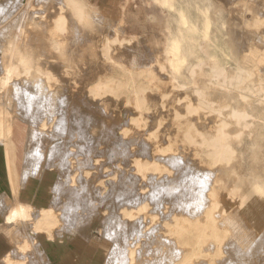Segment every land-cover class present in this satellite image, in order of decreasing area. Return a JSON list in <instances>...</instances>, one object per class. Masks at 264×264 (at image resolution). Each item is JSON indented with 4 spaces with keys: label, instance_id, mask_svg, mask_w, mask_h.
I'll return each instance as SVG.
<instances>
[{
    "label": "rangeland",
    "instance_id": "374dc122",
    "mask_svg": "<svg viewBox=\"0 0 264 264\" xmlns=\"http://www.w3.org/2000/svg\"><path fill=\"white\" fill-rule=\"evenodd\" d=\"M39 1L40 2L42 1L43 4L46 3V5L43 7V10L47 11L46 15H49L50 12L55 11L56 9L55 3L57 2V0H47V2H45V0H39ZM92 1L97 5L99 10L101 11L103 24L109 26V29L106 28L104 36L106 37L112 36L114 34V29H118V28H120L119 31L120 35L137 36L136 42H134V44L127 46L125 48V51L122 53H116V52L113 53L114 54L113 57L119 62V64H121L122 66L128 69H131L134 75L137 76L139 74H145V76L142 78L143 82L146 84V92L143 94V96L147 99L146 101L149 104L148 105L149 110L145 112L144 120L142 121L141 126L137 127V130H140L141 132V136H140L141 138H135V140L131 138V140L133 141L132 142L131 140H128L130 139L129 136H127V138L125 136H121L122 135L121 130L123 128L129 129L126 128L128 127L126 124L129 125L128 118L132 116L131 114H134L133 112L136 113V111L133 110L132 100L130 99L133 97V94H130V92H126L120 97L112 98V99L110 96L108 97L107 95L93 99L89 94L91 87H93L101 79L102 80L109 78L124 79L122 78L124 72L119 68V66L104 61L101 57H99L96 54L97 51L95 49L91 51L89 49V46H91V44L88 43V41L86 42V46L84 42V46L81 47L82 54H79L78 56L77 55L74 56L76 60H72L71 62L68 61L61 62L57 60L56 58H54L56 57V55L54 56L53 52L51 53L50 51L47 52L45 50V52L43 53L44 45L43 44L40 45L39 43H36V46L33 47L34 52L31 51L30 54H28L27 56H22L23 57V62H22L23 66L21 69L22 76L24 78H28L26 68L29 66H34L41 73L45 74L47 72L44 69L45 65L53 63L54 66L52 70L53 72L51 71L50 73L55 75L54 79L57 80V82H55L54 85L55 88H53V90L55 89L59 90L57 89V87L62 84L63 87L65 88L68 87L69 89L68 91L70 92L71 95H73V98L78 102V103L76 102V104H78L77 107H79V110H77V114L79 115L80 119H81V115L83 114L82 120L85 121L84 126L86 127V129L84 130H86V132L89 134V136L86 134V136L89 138L87 139V137L85 136L86 138L84 139L86 140V143L85 141H83V143L85 145H88L87 141H89V139L90 141L93 142L92 144V142L89 141L90 143L88 146L92 148L91 156L94 157L93 158L94 162L95 160L100 162L97 165L99 166L98 169L93 167L94 169L92 170L93 178H91L92 182L90 179L88 190L79 189L77 193L78 195L76 194L65 195V193H62L64 191L63 187L58 185L57 186L53 185L52 187H49V185L52 182H56L58 180L57 177L60 167L59 160L64 149H68V146L66 145L67 139L65 138L63 143L62 141H59L57 137H54L53 139L44 138L46 134L47 136L49 135V132L47 133L42 132L40 135H38V137L34 139L32 133H34L35 131H32L31 133L29 123L20 117L21 108L19 107V103L17 105L14 100L11 101L8 100L9 102L6 105V103L4 104L2 103V98H0L1 100L0 119L1 118L9 119V117L11 118V116H15L12 114L13 111H15L17 112L16 113L17 116H15V118L21 119L29 125V135H28L26 155L29 152L34 153L35 157L33 160H35L38 154L42 156L43 155L42 152H44L46 148H49L50 145L54 144L53 142H55L54 146L56 145V142L57 144L61 145L59 146V148H61V151L60 152L55 151L53 155H51V158H49V163H47L48 165L47 167L49 168V171H53V172L56 171L57 174L52 173L51 175H49L48 176L49 178L46 179L45 183L44 182L37 183V190H36L37 195L35 202H53L56 206V209H62L63 206L66 207L67 217L62 218V224L63 225L70 224L72 226L75 235L79 234L80 232H84L83 240L82 239L74 240L73 245H76L75 242H77V246H80L81 249L84 248L85 250L87 247L88 249H95L97 251H100L97 255L94 253V255H96L98 258L99 264L104 262V260L106 263L107 262L110 263L109 261L110 256L107 254L110 245L116 246L120 242V244L123 243V245L126 247L125 245L126 243L123 242L122 241L123 239L121 240V238L124 236V233L127 230L128 231L132 230L129 227L127 228L124 225H122L120 220L115 216V214L118 216V213L120 212V209L122 207L129 208L130 206L137 204L135 200L133 201L130 200V198L133 197L134 195L133 184H131L129 181L130 178L132 177L130 172V167L128 165V163H130V156H131L130 153L132 154L133 152L137 151V149L141 150L143 148L141 151L139 150V152L146 155L149 152V149H151V144H149L150 146L148 145L149 149L145 151L144 149H146L148 146L143 141L147 142V139L149 140V138L151 137L150 140H153L154 142L156 141L158 145V146L155 145V148L157 150H154L152 154L154 155L160 154L162 156L167 155L166 157H168V154L166 153H169V156L170 155L171 156L180 155L182 157L184 156L181 160V163L179 162L180 164L175 163V165L177 164L176 166L174 165V162L172 160H170L168 163L167 159L166 160L161 159L163 161L161 163L162 164L161 166L164 167L165 170L164 172L159 173V176L157 177L160 180V181L158 180V182H160L158 186L159 190L162 191L164 190V187L166 188V186L169 185L173 186L172 185L173 181L175 182L173 183L175 185L173 187L176 188L177 187L176 183L178 179L177 173L179 172V170L181 171V169H183L184 172L185 169L186 170L191 169V171H189L186 174L188 180L191 178L189 182L195 179L197 180V178L199 177L201 178L203 176L202 175L203 173L199 175L201 171L200 172L199 170L197 171V167L194 166L193 163H191V160L195 163H200L202 166L205 167L211 166L210 160L208 158V149L201 142L204 137L209 136V131H210L209 127L212 124H215L216 121L220 119L225 120L228 123L226 130L228 129L227 131L230 132L228 134V140L231 143L232 147L235 149L236 156L233 162L229 166L227 165L219 166V168L226 167L225 168L226 171L222 170L221 172L220 171L215 172V174L209 176L208 178H206L207 176H205L204 174L205 177L201 178V180L203 179V181L198 179L197 180L198 182H196V180L194 181L195 184L193 182L189 183L190 186L193 185L197 186L198 184L196 185V183L206 182V184H208L209 181L211 180L212 183H209L210 185L208 184L207 187H209L213 192H215L213 201L208 202V200L207 201L205 200V202H194L195 200L193 201L191 199L192 202H190L189 200L190 198H189L188 199L189 202L188 200H185V202H183V198L181 199L180 197L181 195H178L179 200L178 198L174 199V197H172L171 199L167 197L165 199L164 197L163 202H161L164 204L160 206V208H162V209L159 208L160 210L158 208L155 209V207L150 205L149 210H151L150 212L151 214L149 213L147 215L148 216L147 224L149 225L148 227L152 228L153 226L154 227L159 226L162 229V231L161 230L159 231L158 233L159 236L157 238L154 237L148 238L149 246L147 247L144 246L145 248L143 247L144 249L141 250L142 251L141 253H143V257L141 259H146L145 257L151 258L152 260H154L153 263L157 264L159 263L158 260L162 259L163 256L164 259L160 261L162 263L164 260L165 262L163 264H167L168 258L166 260L165 257L166 255L167 257L168 256L171 257L173 255L172 256L173 259H176L178 256V251L176 252V250H187V251H192L194 253L197 252V254L193 256L191 264H195V263L199 264V262L200 264H205V263L227 264L228 260L233 258L232 253L235 249H237L239 245V260L236 263L233 262L232 264H264V228H263L264 227V124H261L258 121H256L254 123H250L252 124L250 127L244 126V124L239 126V124H237L234 118L232 117L233 111L239 110V106H240L239 99L234 92H230V91H223V96L225 97L226 100L225 104L227 102L229 103H227L226 106L222 108L221 111L224 115L221 116L220 119L214 118L213 114L206 115L204 114V111H201L199 115L198 113H190L188 112L187 109L188 103L191 102L192 100H193L192 103L195 104L197 103L198 96L195 91L196 89L199 88L210 91L211 88L208 86V83L211 75V70L209 66L211 62L216 61L218 64L222 66H230V68L236 67L238 56L235 55L233 51L237 43H239V41H242V39L244 38H245L244 41H246V39L247 40L251 39L250 44L252 46H255L264 51V37L259 38L257 35L253 34L252 32L250 33V29L247 30L241 27L243 22L242 17H244L246 21H248L249 23L252 22L253 18L256 17L259 18L262 17V20L264 21V12L262 11L261 7L256 5L257 1L259 3L261 1L260 0H256V2H253L252 0H248V2H244V0H208V1L205 0V2L204 0L201 1L92 0ZM19 2L20 0H0V23L5 22L3 26L2 24H0V63H2L1 60H3V58L6 56L5 52L7 51L6 49L8 48V46H6L7 37L11 35V33L17 31L19 27V16L15 14V10L18 8ZM116 2L119 4L118 11L113 10L115 8ZM244 4H247L248 9L245 8L246 6H244ZM152 13L156 14L160 19L166 18L169 22L170 29L166 30L165 24L162 22L154 23L152 19L153 17L150 16ZM183 18L185 20H183ZM22 27L25 28V25H22ZM262 31L264 32V26L262 27ZM171 38L172 40L170 42ZM95 40L99 45L101 42L100 38L98 37ZM174 42L180 43L181 49L177 53L174 52L175 49ZM37 48L38 49L40 48L42 51L40 49L38 50ZM35 49H37V52ZM154 57L156 58L154 59ZM160 61H162L168 66L167 73L160 71L158 69ZM172 64L181 68L180 74H178L179 79L181 82H183V84L186 87L184 86V88L177 90L170 86L169 80H170L171 72H173ZM191 65L196 67L195 74L189 72V67ZM198 65L200 66V68L197 67ZM30 71H32L31 79L35 80L38 74L35 72V70H30ZM57 75L60 78L56 77ZM216 96H218V94L213 95V97L215 98ZM56 97L53 96L52 99H55ZM87 97L90 99H88ZM51 110L53 111L52 108ZM51 110L50 107L48 106L47 112L44 113V111H42L43 116H41V118H38L39 121L37 120V124L40 123L42 117H45L46 113H48L49 116ZM173 112L182 115L180 116L179 119H174L172 117ZM253 113L256 115H261L264 118V106H255L253 109ZM91 117L94 119H92ZM213 118L215 121L213 120ZM43 119L45 120L47 119V117ZM175 121L181 124L177 125ZM122 124L123 125L125 124V126H123ZM39 128L40 127H38L37 129ZM185 130H189L192 134L190 136H187L186 134H184ZM128 131L129 133L135 132L133 129H129ZM118 135L120 137H118ZM240 135H241V139L243 140L241 143L239 142ZM163 138H166L168 142L170 141L169 143H171L168 146L170 149L169 151L165 150L167 148V145L164 146L162 145L161 140H163ZM189 138H191L192 142L189 140ZM105 139H107L106 140L107 142L105 141ZM115 139L117 140V142L115 141ZM80 140L82 141V139ZM127 140L129 143H126ZM141 140L142 142H140ZM157 140H159V142ZM111 141L113 143H111ZM114 141L116 142V145L114 144L115 143ZM135 141L136 144L138 143L137 145H134ZM118 142H120L119 143L120 144L119 146H121L120 150H119V146L117 147ZM121 142L122 144L124 142V144H128L129 146L133 144L134 146L132 145L129 147L126 145L127 146L126 148H128L127 151L126 148H124L125 146H122ZM106 143H107V147L109 146L108 148H106ZM35 145L37 148H34ZM114 147H117V150L115 149L116 152L113 151ZM122 148L125 150H123ZM159 148H161V150H159ZM107 149L111 150L109 151L110 154ZM121 150L122 152L124 151L123 153H125L126 151L127 154L126 153L123 154ZM120 153L122 154L120 155ZM188 153L191 155L188 156L189 155ZM186 154L187 156L185 157ZM100 155L101 157H99ZM112 155L115 157L112 158L111 157ZM32 156L33 154L31 155V157ZM116 156L119 158H117ZM77 159H81L80 164L83 166L80 167L79 165L77 167L76 164L73 163L74 161H76L73 158L71 160V163L68 164V168L69 171L72 172V176L80 177L82 172L85 174L87 170L86 154H81V156H79ZM122 160L123 163L124 161L127 163V164L124 163L125 165L121 163L124 166V168L121 164L118 163L120 161L122 162ZM171 161L173 163H171ZM93 164L95 165V163ZM125 166H127V168ZM188 166L190 167L193 166V167L190 168ZM184 167L186 168L184 169ZM99 169L102 175L101 173H99L100 172ZM166 169H169V171H166ZM109 171L111 172V176L109 175L110 174ZM113 172L115 173L114 176H112V174H114ZM103 173H104V177L107 173L109 176L107 175L105 178H102ZM121 173L122 174L124 173L125 175L123 174L124 176H122L120 175ZM191 174H193V176L195 175L194 178L192 177ZM117 176L118 178L121 176V179H123V177L125 178L127 177L126 179L124 178V184L115 182L117 180ZM127 179L129 183L128 181L126 182ZM184 181H185V185L189 186L187 180ZM145 182L148 181L146 180ZM227 182H229V184ZM248 182L249 183L252 182L253 184H256V186L258 187L261 185L262 187V193L260 195V198H258L259 202L257 200V203L253 208V213L255 214V216L250 220L251 222L255 223L258 226V228H256V232H258L260 229L262 232L261 231L260 233L255 232L254 234L255 239L253 240L252 238H250L246 243L240 244V242L236 239L235 241L237 242V244H235L232 240L233 232H231L232 231L231 228L227 229L226 226L228 225H226L218 229L217 233L220 237L215 238L214 236L215 233L210 227V223L206 218L207 214L204 213L205 211L210 210V206H208V203L210 204L211 202L213 203L217 202L218 204L217 209H215L216 214L219 216L217 217L216 223L225 220V218L229 217L231 213H234L235 217L239 215L238 216L239 221L244 220L245 217L242 212L250 208L252 205V202H248L249 200L247 199V197H249L250 199V194H251V190L248 189ZM148 184L149 187L145 190L139 191V193L141 192V193L150 194L153 191V187L150 186L149 182ZM161 184H163L164 186ZM114 185L116 186V188L119 187L121 189H124L125 192H122V194H120L117 197L118 194L117 193H116L117 195L114 194L115 193ZM138 185H140V183ZM225 187L227 188V190L225 189ZM106 193L108 194V196ZM164 193L165 192L163 191L162 194ZM208 193L210 192L207 191V194ZM54 195L57 196L55 197ZM217 198L219 201L217 200ZM249 203L250 205L248 206ZM204 204H207L205 205L206 208H204ZM201 208L202 210L199 213L198 210H200ZM79 216H81L83 220V223L81 224L78 223ZM110 217H113L112 221L115 222V224L113 223L112 226H110L111 223L109 222ZM191 217H193L194 220ZM174 218L180 219L182 226L185 227L186 229H184L182 232H178L175 234L165 232L163 230L165 223H169V225L173 227V225L175 224ZM241 224H239V234L242 233V231H244L243 229H241L244 228L243 226H241ZM261 227L263 228V230ZM109 229L110 230L113 229L112 233L110 234L111 237H108L106 233L104 234V232ZM221 230L224 232L222 233ZM153 231H158V230H153ZM160 235L162 236L161 239H160ZM133 238L140 240L144 239V237L132 235V236H128L127 238L128 242L131 243ZM164 238L166 239L163 241ZM168 238L172 240H180L181 242L189 241V243L191 242L192 243L190 245H186L185 243L179 244L177 242L178 243L177 247L172 245V247L176 248V249L173 248V250H175L173 251L171 245H168L169 243H166L168 242ZM197 239L203 241V244L200 248L196 247L195 242L198 241ZM71 241L72 240H70L68 243H70ZM243 246L245 248H243ZM157 250H159L160 252ZM169 252L172 255L168 254ZM160 253L162 254L161 256ZM191 253L186 254V256L191 255ZM230 253L232 254L231 257H230ZM99 254L100 256H98ZM118 260L119 262H117V264H121L120 262L121 257ZM28 261L29 260H27V262Z\"/></svg>",
    "mask_w": 264,
    "mask_h": 264
},
{
    "label": "bare ground",
    "instance_id": "6f19581e",
    "mask_svg": "<svg viewBox=\"0 0 264 264\" xmlns=\"http://www.w3.org/2000/svg\"><path fill=\"white\" fill-rule=\"evenodd\" d=\"M197 1H201V0H197ZM252 1L256 2V0H252ZM260 1H261L260 3L257 1L256 5L261 7L262 11L264 12V0H260ZM45 2H47V0H45ZM204 2H205V0H204ZM204 2H202V3H204ZM244 2H248V0H244ZM45 5H46V3L43 4L42 1L40 2L39 0H20L18 8L15 10V14H17L19 16V27H18L17 31L11 33V35H9L7 37L6 46H8V48L6 49L7 50L6 52L4 51L6 56L3 58V60H1L2 63H0V65H1V67H0V98H2V103L3 104L6 103V105L11 100H14L17 105L19 103V107L21 108V111H20L21 116L20 117L29 123L31 133H32V131L37 132V133H35V132L32 133V136L34 139L36 137H38V135H40L42 132H45V133L49 132V135L47 136V134H46V136H44V138L53 139L54 137H57L58 140L62 141L63 143H64V139L65 138L67 139L66 145L68 146V149H64L63 153L60 156V160H59L60 167H59V172H58V177H57L58 180L56 182H52L50 185L48 183V185H49V187H52L53 185H55V186L58 185V186L63 187L64 191L62 193H65V195L66 194L67 195H69V194L70 195H72V194L78 195L77 193H78L79 189L88 190L90 179L93 178V176H92V174H93L92 170H94L93 167L98 169L99 166H97V165L100 162V161H96V160L94 162V160H93L94 157L91 156L92 148H90L88 146H89V143L92 141H90V139H89L90 142L87 141L88 145H85L83 143V141H85V143H86V140L84 139L87 137L86 134L89 136V134L86 132V130H84V129H86V127L84 126L85 121L82 120L83 114L82 115L80 114L81 115V119H80L79 115L77 114V110H79V107H77L78 104H76L77 101L73 98V95H71L70 92L68 91L69 90L68 87L65 88L61 84L57 87V89H59V90H56V89L53 90V88H55V86H54L55 82H57V80L54 79L55 75L50 73L54 67L53 63H50L48 65L44 64L45 65L44 69L47 71L45 74L41 73L34 66L27 67L26 70H27L28 78H24L22 76V70H21L22 66H23V63H22L23 57L22 56H27L28 54H30V52L34 50L33 47L36 46V43H39L40 45L41 44L44 45V46L42 45L44 47L43 53L45 52V50L47 52L50 51L51 53L53 52L54 56L56 55V57H54V58H56L57 60H59L61 62H65V61L71 62L72 60H76V58L74 56H76V55L78 56L79 54H82V51H81L82 48L81 47L84 46V42H85V46H86V42L88 41V43L91 44V46H89V49L91 51H93L95 49L97 51L96 54L99 57H101L104 61H107L109 63H113L114 65L119 66V68L124 72V74L122 75V78H124V79H117V78H109V79H105V80L101 79L98 83H96L93 87H91V89L89 91L90 96L93 99H95V98H99L101 96L107 95L108 97L110 96L112 99V98H118L121 95L125 94L126 92H130V94H133V97L130 99L132 100L133 110H135L136 113L133 112L134 114H131L132 116L130 118H128L129 120L127 119L129 125L126 124L128 126L126 128L133 129L135 132L129 133V131H128L129 129H125V128H123L121 130L122 131L121 136H125L126 138H127V136H129L130 139H128V140H131V138L133 140H135V138H141L140 137L141 132H140V130H137V127L141 126L142 121L144 120L145 112H147L149 110V107H148L149 104L146 101L147 99L143 96V94L146 92V84L142 80V78L145 76V74H139L136 76L131 71V69H128V68L122 66L121 64H119V62L116 59H114L113 53L124 52L125 48L127 46L132 45V44H134V42H136L137 36L120 35V33H119L120 28L114 29V34L112 36H110V37L104 36L105 30H106V28L109 29V26H107L106 24H103L101 11L99 10L97 5L92 0H57V2L55 3V6H56L55 11L50 12L49 15H46L47 11L43 10V7ZM201 5H203V4H201ZM244 6H246L245 7L246 9H248L247 4H244ZM249 6H250V4H249ZM118 9H119V4L116 2L115 8L113 10L118 11ZM150 16L153 17L152 19H153L154 23L162 22L165 24L166 30L170 29L169 22L166 18L160 19L154 13H152ZM241 17H242V15H241ZM183 20H185V19L183 18ZM242 20H243V22H242L241 27L243 29H247V30L250 29V33L252 32L253 34L257 35L259 38L264 37V32L262 31V27L264 26V21L262 20V17L261 18H259V17L253 18V21L250 23L248 21H246V19L244 17H242ZM4 23H0V24H2V26H3ZM22 25H25V28H23ZM98 37L101 40L99 45L95 40ZM244 39H242V41H239V43H237V45L233 51L234 54L238 56L236 67L230 68V66H222V65L218 64L216 61H213L209 64L210 70H211V75H210V80H209L208 86L211 89H210V91H207L205 89H199V88L196 89L195 91H196L197 96H198L197 103L196 104L192 103L193 100L189 103L187 102L188 103V105H187L188 112L199 114L201 111H204V114H206V115L207 114H209V115L213 114L214 118L220 119L221 116L224 115L221 111L222 108H224V106H226V104L229 103V102H227L225 104L226 100H225V97L223 96V91H230V92H234L238 96V99H239V104H240L239 110L238 111L234 110L233 116H232L234 118V120L236 121V123L239 124V126L244 124V126L250 127L252 125L250 123H254L256 121H258L261 124H264V118L261 115H256L253 113V109L255 106H264V51L262 49L255 47V46H252L250 44L251 39H249V40L246 39V41H244ZM171 40H172V38L170 39V42H171ZM172 43H173V41H172ZM6 46H4V47H6ZM174 46H175L174 52L175 53L179 52V50L181 49L180 43L174 42ZM46 47L48 50L46 49ZM170 47H171V45H170ZM244 48H246V49H244ZM37 49H35L36 52H37ZM169 51H170V49H169ZM180 53H182V52H180ZM155 58L156 57H154V59ZM162 61H160L158 69L160 71L167 73L168 72V66L165 63H163ZM197 67L200 68L199 65ZM195 68L196 67L191 65L189 67V72L192 74H195L196 73ZM180 69L181 68H179L178 66H175L174 64H172L173 72H171L169 83H170L171 87H173L177 90L182 89L185 86L183 84V82H181L179 79L178 74H180V71H181ZM30 70H35V72L38 74V76H36L35 80L31 79L32 71H30ZM169 73H168V75H169ZM56 77H59V76L57 75ZM214 94H218V96H216V98H215V97H213ZM53 96H55V97L57 96V97L55 99H52ZM88 99H90V98H88ZM48 106L50 107V110L52 108L53 111L52 110L50 111L49 116H48V113H46L45 117H42V120L40 119L41 120L40 123L37 124L38 118H41V116H43L42 111H44V113L47 112ZM91 112H92V110H91ZM16 113L17 112L13 111L12 114L17 116ZM88 114H89V112H88ZM181 115L182 114H178L176 112L172 113V117L174 119H179ZM46 117H47V119L44 120L43 118H46ZM198 117H201V116H198ZM214 118H213V120H214ZM10 119H11V121L13 120L12 117ZM86 119H87V117H86ZM92 119H94V118H92ZM213 123H215V122H213ZM176 124L178 125L181 123L176 122ZM227 124L228 123L225 120L220 119V120L216 121L215 124H212L209 127L210 128L209 136L204 137L202 139L201 143L208 149V158L210 160L211 166L205 167V166H202L200 163H195L191 160V163H193V165L197 167V171L198 170H199V172L201 171L199 175H201L203 173L202 174L203 176L201 178H204L205 176H207L206 178H208L209 176L215 174V172H219V171L221 172L222 170H225L226 167L225 168L224 167L219 168V166H225V165L229 166L233 162V160L236 156L235 155V149L232 147L231 143L228 140V134L230 132L227 131L228 129L226 130ZM37 125H39V126H37ZM209 125H210V123H209ZM123 126H125V124ZM38 127H40L39 128L40 130L37 129ZM120 128H122V127H120ZM231 133H233V132H231ZM3 134H5V133H3ZM184 134H186L187 136H190L192 133L189 130H185ZM59 136H60V138H59ZM118 137H120V136L118 135ZM88 138L89 137H87V139ZM150 138H149V140L147 139L148 144H147V142L143 141L147 146L149 144H151V149H149L150 145L146 149H144L145 151H147L149 149V152L148 153L146 152L147 154L144 155L143 153L139 152L140 149L139 150L137 149V151L133 152L132 154L130 153V155H131L130 156V163H128V165L130 167V172L132 175V177L130 178L129 181L131 184H133V187H134V195H133V197L130 198V200H132V201L135 200V202H137V204L132 205L129 208L122 207L120 209V212L118 213V216L115 214V216L120 220L122 225H124L127 228L129 227L130 229H132L130 231L127 230L124 233V236L122 238L120 237L121 240L123 239L122 241L126 243L125 244L126 247L123 245V243L120 244V242L116 246L110 245V248H109L108 253H107L110 256V258H109L110 263H108V262L106 263L104 260V262H102V264H105V263L106 264H117V262H119L118 259H120V257H121V260H120L121 264H154L153 263L154 260H152L151 258L145 257L146 259H141L143 257V253H141L142 252L141 250L144 249L145 247L149 246L148 245L149 244L148 238H152V237L157 238L159 236L158 235L159 231L160 230L162 231V229L159 226H155V227L153 226L152 228L150 227L151 229L148 227L149 225L147 224V219H148L147 215L151 212V210H149L150 205L155 207V209L156 208L159 209L160 206L162 204H164V203H161V202H163L164 197H165V199H166V197L169 199L174 197V199H176L179 197L178 195H181L180 197H181V199L183 198V202H185V200H188L189 198H190L189 199L190 202H192V200L193 201L195 200L194 202H205V200L206 201L208 200V202L213 201V197H214L215 192H213L209 187H207V185L209 183H212V181L210 180L208 184H206V182L196 183V185L197 184L198 185L197 186L193 185L195 187L190 186L189 183L193 182L195 184L194 181L196 179L189 182V180H191V178L189 177L190 179L188 180L186 174L189 171H191V169L186 170L185 169L186 167H184L185 172L183 169H181V171L179 170V172L177 171L178 172L177 173L178 179H177V183H176L177 184L176 188L173 187V186H175L173 184L175 182L174 181L172 182V180H171L173 186L169 185V186H166V188L164 187V190H162V191L159 190L158 186H159L160 182H158L159 179L157 177L159 176V173H162L165 170V168L161 166L162 165L161 163L163 162L161 159H164V160L167 159L168 163L170 160H172L174 162V165H175V163H177V164L179 162L181 163V160L184 156L183 157L180 155H178V156H171L170 155L169 156V153H166V154H168V157H166L167 155L162 156L160 154H158V155L155 154L156 155L155 156L152 153L154 152V150H157L155 148V145H157V142L150 140ZM80 139H82V141ZM106 140L107 139H105V141ZM128 140L126 143H129ZM189 140L192 142L191 138H189ZM115 141L117 142L116 139H115ZM157 141L159 142V140H157ZM161 141H162L163 146L167 145V148L165 150L169 151L170 149L168 146H169V144H171V143H169L170 141L168 142V140L166 138H163V140H161ZM242 141L243 140L241 139V135H240L239 142L241 143ZM30 142H31V139H30ZM116 142L114 143L115 145H116ZM124 142H123V144L121 142L122 146H125L124 148L129 146L128 144H124ZM140 142H142V140ZM53 143L55 144V142H53ZM111 143H113V142L111 141ZM119 143L120 142L117 143L118 144L117 147L120 145ZM54 144L50 145L49 148L45 147L46 148L45 151L42 152L43 155L41 156L38 154V156L35 160H33L35 157L34 153H30V152L27 153L26 158L24 160L25 169L23 170V174H24L23 175V183H22L23 186L29 177L34 176L38 180L42 181V183L43 182L45 183L46 179L49 178L48 177L49 175H51L52 173L57 174L56 171H54V172L49 171V168L47 167L48 166L47 163H49V158H51V155H53V153L55 151H59V152L61 151V148H59V146H61V145L57 144V142H56L55 146H54ZM92 144H93V142H92ZM108 144H109V142H108ZM137 144L135 141L134 145H137ZM132 145L133 144H131L130 146H132ZM108 147H107V143H106V148H108ZM117 147H114L113 151H115V149L117 150ZM120 147L121 146H119V150H120ZM138 147H139V145H138ZM34 148H37L36 145L34 146ZM123 150H125V149H123ZM126 150L128 151V148H126ZM159 150H161V148H159ZM109 151H111V150H108V152ZM118 152H120V151H118ZM121 152H122V150H121ZM130 152H131V149H130ZM122 153H120V155ZM125 153H126V151H125ZM125 153H123V154H125ZM32 154H33V156L31 157ZM81 154H86L87 170H86L85 174L82 172L80 177L79 176L75 177V176H72V172L69 171L68 164H70L71 160L74 158L76 161H74L73 163H75L77 167L79 165H80V167H82L83 165L80 164L81 159H77L79 156H81ZM105 154H106V152H105ZM109 154H110V152H109ZM109 154H107V155H109ZM190 155L191 154H189L188 156H190ZM122 156H124V155H122ZM186 156H187V154L185 155V157ZM71 157H73V158H71ZM99 157H101V155ZM111 157L114 158L115 156L112 155ZM117 158H119V157H117ZM126 159H127V157H126ZM172 161H171V163H173ZM93 163H95V165ZM118 163L119 164H121V163L127 164L125 161L123 163V160H122V162L120 161ZM127 166H125V167L127 168ZM188 167H190V166H188ZM192 167L193 166H191L190 168H192ZM123 168H124V166H123ZM99 171H100V169H99ZM121 171H119V172H121ZM166 171H169V169H166ZM99 173H101V171ZM55 174H54V176H55ZM123 174L121 173L120 175L124 176L125 174L124 175ZM204 174H205V176H204ZM101 175H102V173H101ZM107 175H108V173L105 175V177ZM109 175L111 176V172ZM114 175H115V173L112 174V176H114ZM191 175L194 178L195 175L194 176H193V174H191ZM105 177H104V173H103L102 178H105ZM163 177H165V176H163ZM185 177H186V179H185ZM224 177H226V176H224ZM124 178L125 177H123V179H121V176L119 178L117 176V180L115 182L124 184ZM201 178L199 177V178H197V180L198 179L201 180ZM128 179L126 180V182L128 181ZM162 179H161V181H162ZM146 180L150 183V186L153 187V191L151 192L152 194L151 193L150 194L141 193V192L139 193V191L145 190L149 187L148 182H145ZM184 180H187L189 186L185 185ZM197 180H196V182H198ZM204 180H206V179H204ZM129 181H128V183H129ZM201 181H203V179ZM91 182H92V179H91ZM107 183H108V181H107ZM139 183H140V185H138ZM227 183L229 184V182H227ZM161 185H163V184H161ZM130 186H132V185H130ZM207 188H209V189H207ZM59 189H60V187H59ZM150 189H151V187H150ZM225 189L227 190L226 187H225ZM248 189L251 190V194H250V199H249V197H247V199L249 200L248 202H252V205L250 208H248L244 212H242L244 214V217H245L244 220L239 221V217H238L239 215L235 217V214L230 212L231 215L229 217L225 218V220H223L219 223H216L217 217H219V216L216 214L215 209H217L218 204H217V202H214V203L211 202L210 204L207 202L208 206H210V210L205 211L204 213L207 214L206 218L210 223V227L212 228V230L215 233V235H214L215 238L220 237L217 233L218 229L228 225L226 227H227V229L231 228V230H232L231 232H233L232 240L235 244H237V242L235 241L236 239L240 242V244L246 243L250 238H252L253 240L255 239L254 234H255L256 228H258V226L255 223L251 222L250 220L255 216V214L253 213V208L256 205L257 200L259 202L258 198H260V195L262 193V187H261V185L258 187V186H256V184H253L252 182H250V183L248 182ZM108 191H109V188H108ZM136 191H137V193H136ZM163 191L165 192L164 194H162ZM207 191L210 193L207 194ZM56 192H55V194H56ZM122 192H125V190L121 189L119 187L116 188V186H115V193L114 194L117 193L118 194V195L116 194L117 197L120 194H122ZM245 192H247V191H245ZM62 193H61V196H62ZM18 194H20V193H18ZM107 196H108V194H107ZM111 197H113V196H111ZM41 198H42V196H41ZM150 200H152V201H150ZM178 200H179V198H178ZM189 200H188V202H189ZM217 200H218V198H217ZM25 201H27V200H24L23 203H25L27 205V203ZM220 201H221V199H220ZM16 202L17 203L15 204L13 211L9 216V221L18 227V231H16L17 233L15 234V241H16V244H15L16 249L15 250L18 253V255L13 254V255H16V257L12 256V254L8 255V257L6 256L7 258L5 259V264H44V258H45L44 256L46 253L44 254V250H43V245H42L43 240H39L40 234L42 237L45 238V241H50L52 243H54L57 240H61L62 243L65 240L68 243L70 241V239L72 238V236H75V233L73 232L72 226L70 224H67V225L62 224V218L67 217V208L66 207L63 206L62 209H56V206L53 202H51L50 205L47 207H37L36 208V206L35 207H31L28 205L23 206L21 203H19V202H22V199L19 196H18ZM56 203H58V202H56ZM188 205H190V204H188ZM205 205H207V204H204V208H206ZM249 205H250V203L248 204V206ZM202 208L200 210H198L199 213L202 210ZM160 209H162V208H160ZM220 211H221V209H220ZM191 218L194 220L193 217H191ZM222 218H224V217H222ZM112 219H113V217H110V220H111V221L109 220V222L111 223L110 226H112L113 223L115 224V222L112 221ZM174 219H175L174 220L175 224L173 225V227L171 225H169V223H165L166 227L165 226L163 227L161 225L165 232L175 234L178 232H182L184 229H186L185 227L182 226L180 219H178V218L177 219L174 218ZM148 222H149V220H148ZM78 223L79 224L83 223L81 216H79V218H78ZM231 224L233 227L231 226ZM239 224H241V226L244 227V228H241L244 231H242V233H240V234H239ZM261 225H263V224H261ZM192 226H194V225H192ZM263 228H262V230H263ZM153 230H158V231H153ZM196 230H197V228H196ZM112 231H113V229L112 230H110V229L106 230L104 232V234L106 233V235L108 237H111L110 234L112 233ZM260 231H261V229L256 233H260ZM223 232L224 231H222V233ZM227 232H228V230H227ZM204 233H205V231H204ZM132 235L144 237L143 240L145 242L143 240L133 238L132 242L129 243L127 238H128V236H132ZM59 236H62V238L60 237L61 238L60 239ZM224 236H225V234H224ZM161 237L162 236L160 235V239H161ZM73 238H75V237H73ZM81 239L83 240V238H81ZM165 239L166 238H164L163 241ZM116 242H118V241H116ZM177 242L179 244L185 243L186 245H190L192 243V242L189 243V241L188 242H186V241L181 242L180 240H172L169 238H168V242H166V243H169L168 245H171V247H172V245L177 247V245H178ZM161 243H163V242H161ZM227 243H230V242H227ZM46 244H47V242H46ZM195 244H196L197 248H200L203 244V241L198 240L195 242ZM164 245H166V244H164ZM173 248L174 247H172V250H173ZM243 248H245V247L243 246ZM55 249H57V248L55 247ZM174 249H176V248H174ZM203 249H205V248H203ZM81 250H82L81 251V258H84L88 254H94L95 253L97 255L100 252V251H97L95 249H88L87 247L85 250H84V248ZM157 251H159V250H157ZM173 251H175V250H173ZM173 251H171V252H173ZM177 251H178V256L176 255L177 256L176 259H173V257H172L173 255L170 252L168 254L172 255L171 257H169V256L167 257V255L165 256L166 260L168 258L169 264H191L193 256L195 254H197V252L194 253L192 251H187V250H176V252ZM211 252H213V251H211ZM188 253H191V255L186 256V254H188ZM232 254H233V258L228 260L227 264H232L233 262L236 263L239 260V245H238L237 249H235L233 251ZM232 254L230 253V257ZM96 255H94V256H96ZM161 255L162 254L160 253V256ZM98 256H100V254ZM198 257H199V255H198ZM162 259H164L163 256H162ZM162 259H160V260H162ZM27 260H29V261L27 262ZM146 260H147V262H146ZM160 260H158L159 263H157V264H163L165 262L163 260V262L161 263ZM150 261H152V262H150ZM199 264H200V262H199ZM205 264H207V263H205Z\"/></svg>",
    "mask_w": 264,
    "mask_h": 264
},
{
    "label": "crops",
    "instance_id": "0c3cea01",
    "mask_svg": "<svg viewBox=\"0 0 264 264\" xmlns=\"http://www.w3.org/2000/svg\"><path fill=\"white\" fill-rule=\"evenodd\" d=\"M11 117L12 121L10 117L9 119H0V264H5V259L8 255L12 254L14 257L18 255L15 250V234L18 231V227L9 221V216L17 203L18 196L22 199V202L19 203L23 206L47 207L51 203L35 202L37 183H42V181H37V178L34 176L29 177L24 186L22 185L29 125L21 119H16L15 116ZM24 200H27L30 204L25 201L26 205L23 203ZM60 237L62 238V236ZM39 238V240H43L44 254H47L44 256V264H99L98 258L94 254H88L84 258H81V247L77 246V242H75L76 245H73L74 240L84 238V232L72 236L70 243H67L65 240L63 243L61 240H57L54 243L45 241V238L41 234Z\"/></svg>",
    "mask_w": 264,
    "mask_h": 264
}]
</instances>
